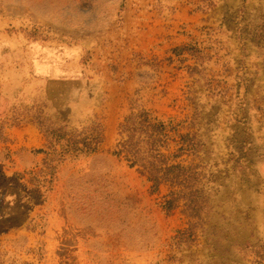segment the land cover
Wrapping results in <instances>:
<instances>
[{
  "label": "rangeland",
  "instance_id": "374dc122",
  "mask_svg": "<svg viewBox=\"0 0 264 264\" xmlns=\"http://www.w3.org/2000/svg\"><path fill=\"white\" fill-rule=\"evenodd\" d=\"M0 39L25 79L56 69L0 149V264H264V0H0ZM37 118L66 150L45 179ZM155 148L188 179L154 188Z\"/></svg>",
  "mask_w": 264,
  "mask_h": 264
},
{
  "label": "crops",
  "instance_id": "0c3cea01",
  "mask_svg": "<svg viewBox=\"0 0 264 264\" xmlns=\"http://www.w3.org/2000/svg\"><path fill=\"white\" fill-rule=\"evenodd\" d=\"M48 27L49 30L52 29L59 35V38L62 42H68L71 38H75L81 42V44L88 45L93 35L100 36L99 31H86L79 26H70V28H68L67 26H62L61 24H51ZM110 29L111 34L115 35L114 25H112ZM108 32L110 33V30ZM2 41L3 39H0V149L7 144H11L13 140H15L14 142L17 141V139H14V131H23L25 128H28L31 125V122L28 118H26V120H28L27 123L21 124L20 122L22 121L17 120L15 117L16 115L13 114V106H15L16 100L19 99L20 93L25 95H27V93L33 95L37 90V93L41 94V97L44 100H49L50 102L52 94L50 91L51 88L49 87V76L56 72V69L53 70L52 67H47L43 62L40 68L39 66L34 67L33 75H28L26 77L27 79H25L23 74L29 73L30 70L24 68L23 65H14L13 63L6 66L3 65V62L5 61L3 58L5 46ZM115 41L116 40L113 39L111 46L108 48L112 50L113 54L115 52ZM21 45V42L14 41L12 46L9 45L7 50L9 49L11 51V55L9 57L10 59L18 56L20 51L23 52V45ZM47 47L51 49L49 43H47ZM39 70H41V72L44 71L45 73L41 75V77H36V73ZM37 79L38 81H36ZM34 124L39 128L45 139L44 132L37 125L36 119ZM41 147H43V145H41Z\"/></svg>",
  "mask_w": 264,
  "mask_h": 264
},
{
  "label": "trees",
  "instance_id": "16d2710c",
  "mask_svg": "<svg viewBox=\"0 0 264 264\" xmlns=\"http://www.w3.org/2000/svg\"><path fill=\"white\" fill-rule=\"evenodd\" d=\"M40 119L37 118L36 119V123L37 125L40 127V129L44 132L45 135V143L43 144V147H40L38 149L35 150L36 153H43L44 157L42 159V164H41V171H46L47 172H42L43 177L45 179L46 173L48 174V176H51V171L53 168V161L51 160V155L52 152H59V153H63L66 152V150L63 147V144L61 145L60 150L56 149L53 145H52V137H51V132L48 131V129H46L41 123H40ZM135 145L133 143L129 142L125 143L124 145V149L125 151H127V153H129V155L134 156L135 158L133 159V161L131 162V165H133L134 163H136L138 161V155L141 154V152L139 151V149H134L132 146ZM131 153V154H130ZM164 155L159 152L157 150V148H155V150H153L152 152L147 154V157L150 158L151 160H148V162H144L142 164H140L142 166L140 170L141 173H147L148 174V178L150 180H152L154 182V184L152 185L154 188L157 186V184L159 183V181L164 177L163 175H167L169 174V172H171L172 177L169 178L170 180H176L178 179V177L180 176L181 179L183 180H187L188 176H184V173L181 172V170H183V166L181 164H175V165H170L167 168H162L160 166H158V164L155 162L156 160H160L159 158L163 157ZM163 171V172H162ZM162 172V173H161ZM36 175V174H34ZM32 176V179H35V177L37 176ZM173 192H171L172 195ZM192 199L187 200V206L189 207L190 204L197 206V204L193 203ZM173 202H175V199L169 198L168 200L165 201V204L163 205L164 207H166V209H169V207L173 206ZM194 206H191V210H194Z\"/></svg>",
  "mask_w": 264,
  "mask_h": 264
}]
</instances>
